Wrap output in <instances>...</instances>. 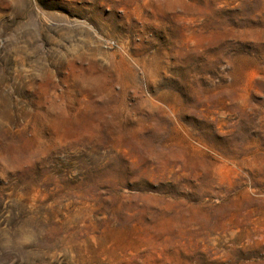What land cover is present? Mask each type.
<instances>
[{
	"label": "rangeland",
	"instance_id": "obj_1",
	"mask_svg": "<svg viewBox=\"0 0 264 264\" xmlns=\"http://www.w3.org/2000/svg\"><path fill=\"white\" fill-rule=\"evenodd\" d=\"M0 264H264V0H0Z\"/></svg>",
	"mask_w": 264,
	"mask_h": 264
}]
</instances>
